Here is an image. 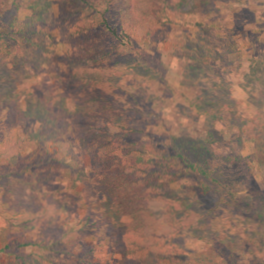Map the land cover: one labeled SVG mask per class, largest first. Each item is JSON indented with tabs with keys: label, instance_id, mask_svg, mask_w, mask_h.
Segmentation results:
<instances>
[{
	"label": "rangeland",
	"instance_id": "1",
	"mask_svg": "<svg viewBox=\"0 0 264 264\" xmlns=\"http://www.w3.org/2000/svg\"><path fill=\"white\" fill-rule=\"evenodd\" d=\"M61 1L0 0V16L9 12L0 34L11 38L9 44L0 41V68L7 66L9 76L1 80L10 81L18 105L0 108V264L61 260L79 264L88 256L90 264H124L122 250L128 248H123L122 240L135 242V236L131 231L122 239L106 235L105 222L111 215L103 211L99 185L104 180L99 173H109L112 182L124 181L121 195L132 201L136 212L117 211L122 215L120 225L133 218L141 222L132 257L143 263L161 258V264H210L204 255L206 244L190 236L189 230L177 233L167 219L169 201L201 194L194 177L168 185L164 194L152 193L144 182L146 174L128 166L124 142L133 138H119L111 148L101 146L104 139L85 146L71 129L75 125L65 133L51 134L42 145L34 139L40 126L25 116L26 103L45 101L55 114L60 109L72 112V120L79 110L84 120H88L85 114L97 110L98 133L105 129L123 135L133 124H148L151 136L140 135L151 144L146 148L147 160L165 154L172 137L182 143H190V137L210 140L211 165L227 157L237 159L234 171L225 168L226 178L240 185L242 199H250L255 183L264 190L263 175L253 170L255 162L247 161L253 143L238 140L251 134L247 122L258 111L264 113V0H175L178 7L163 24H157L152 15L154 0H117L119 13L112 21L123 24L121 30L129 35L124 41L113 38L104 26H92L94 13L70 16ZM11 21L15 25L9 32ZM102 51L111 55L99 59ZM90 74L102 79L88 86L78 78L72 82L74 75ZM94 95L110 102L93 105ZM203 96L221 105L201 116L197 104ZM212 112L218 119H212ZM130 172L133 182L121 177ZM14 185L25 191V200L34 196L43 210L39 220L21 225L26 213L12 207ZM203 207L202 221L208 228L225 230L242 242L233 248L238 249L237 258H227L224 264H264V232L246 212L216 208L209 202ZM248 238L256 239L255 244ZM7 246L11 249L4 250Z\"/></svg>",
	"mask_w": 264,
	"mask_h": 264
},
{
	"label": "trees",
	"instance_id": "2",
	"mask_svg": "<svg viewBox=\"0 0 264 264\" xmlns=\"http://www.w3.org/2000/svg\"><path fill=\"white\" fill-rule=\"evenodd\" d=\"M177 4L178 3H176L175 0H154L152 15L154 16L156 23L163 24L164 22L169 21V14L176 10L178 7ZM61 5L64 10L70 13V16L79 14L81 15L86 12L94 13L95 18L93 20L92 26H104L105 29H107L111 33V36L115 39L120 38L123 41L124 38L129 39V35L126 33V31H124V29L121 30V26L123 28V24H115L112 21L113 18H116L117 14L119 13L117 10V0H62ZM31 6H33L32 8H37L34 7L36 5L32 4ZM17 8V5L12 6L13 11L17 10ZM8 13V10H5V12L0 16V25L3 24L4 17ZM14 25L15 22L13 21L9 23V32H11ZM27 28L32 29L31 25H27ZM27 36L28 33L25 37ZM10 39L11 38L9 34H0V41L7 42H4L5 44H9L8 41H10ZM101 53L102 54L99 56V59L111 55V51H102ZM7 69V66H1L0 68V108H4V105L8 104L15 107L18 106L14 104L15 101L13 98L16 95L13 93L14 90L10 87V81L2 82L1 80L2 78H9ZM251 71L255 73V67H252ZM252 77L253 76H250V79ZM75 78L81 80L84 83V86L94 83L97 84V82L102 79L100 75L95 74H90L88 76L74 75L72 82ZM199 99L200 104H197V102L196 104L199 106L198 109L201 110L199 113L201 116L207 115L210 108L216 109L218 108V105H221V102L215 99H213L215 101L214 104L210 103L211 100L209 99V96H203ZM1 101L4 103L1 104ZM90 102L93 105H97L101 102H105V104L109 103L110 100L101 98L99 95H94ZM26 104L25 116L40 126V132L36 135L37 137H34V139H37V141L40 140L39 142H42V145L45 144L46 140L48 141L52 138L51 134L56 136V134L59 135L61 132L65 133L66 129L70 128L72 125L77 126L76 129L75 127H71V129H73L72 131H77L81 143L85 146L95 145L100 139H104L106 143L101 144V146H104V148L106 146L111 148L112 144H114V141H118L119 138H133L132 141L126 140V142H124L126 144V154L129 156L128 166L135 168L132 169L133 172L138 169L140 172L146 174L144 182L146 183V187H148L149 190H152V193L157 192L158 190H161L162 192V190H165L168 185L178 182L183 178L194 177L195 180H197L198 188L202 191L201 194L200 192L195 193L196 198L194 199L183 198V200L175 199L169 201L167 219L177 233L183 232L184 230H189L190 236L198 238L204 242V244H206L208 251H206L204 255L208 263L224 264L227 258H237L236 252L238 249L236 250L233 248L239 247V244L242 242L233 239L225 230H212L205 225L206 222L202 221V218L206 215L204 214L205 209L203 206L207 202L213 204L216 208L233 207L243 210L246 212L247 216L250 217L252 222L258 224L260 227L259 232H264V190L258 186V183H255V187L251 186V188H254V195H252L250 199H242L238 195V192L242 190L239 187L240 185L238 186L232 177L229 176L230 178H226L227 171L225 169L230 168L234 171V166H236L235 162L238 160L227 157L225 160H223V163L213 167L211 165L212 163L209 161V154L212 155V150L210 148L211 146L208 145L211 143L210 140L206 142L204 139H201V137L196 139H192L190 137V140H192L190 143H182L178 138L172 137L171 141L168 143L169 147L166 148L165 154L159 153L155 159L151 158L147 160L145 158L146 148L148 145L151 146V144L147 141H143L140 135L146 134L147 136H151L147 132V128L149 127L148 124H146V126L143 125L142 127L144 128L133 124L131 125V129H129L128 132L123 135H112L108 130L105 129L102 133H98V130L94 125L96 119L99 116L97 110L92 114H85L86 117L84 116V118L88 120L83 119V113L79 110L75 114L76 120H72L69 119L73 116L72 112H69L65 109H60V112L55 114L52 111V108H50L45 101L33 102L32 100H29ZM212 113V119H218L219 115H217L215 112ZM247 124L251 125V134L248 137H245L244 140L241 138L242 141H238L241 143H253L254 150L247 161H252V163L255 162L257 164L256 169H253L254 167L251 168L253 170L259 171L261 175H263L262 179L264 180V113L262 111H258L250 119V121L247 122ZM238 130L241 133L240 136L243 137L244 135L242 133V128H238ZM45 134H47L49 138L46 139L41 137ZM121 142L123 141L121 140ZM117 159L118 157H114V160ZM247 161L246 166L249 167L250 163ZM133 172L128 174L121 173V177L125 178L129 182H133ZM76 174L78 177L77 179L82 177L79 171L76 172ZM99 175H101L104 180L99 185L101 190L100 192L104 196L103 200H105L103 211L106 210L111 215V217L107 218V221L105 222L108 231L106 235L114 236L115 234V236L122 239V237L125 236L128 231H131L130 233L135 236V240L137 241V234L139 232V228L141 227V222L139 223V221L133 218L132 221L127 225H120L121 221L118 218L119 216H122L121 214L133 215L136 212L131 205L132 201L123 199V196L121 195L122 188L125 186L123 183L124 181H121V183L112 182L111 178H109V173H99ZM13 188L15 190L16 199L12 207L15 208L18 213H26V217L21 225L28 222L33 223L34 220H39L42 216L43 210L41 207L36 205L37 203L34 199V196L25 200V191L21 190L17 185H14ZM162 194L164 193L162 192ZM155 196L160 195L156 194ZM117 211L121 214H119ZM24 221L26 223H24ZM197 225H199V227ZM210 233H214V236L211 237ZM255 240L256 239L248 238L246 241L255 244ZM117 241L120 245L119 240ZM122 241L123 242L121 245L123 248L124 246L128 248V251H125V248L123 250L121 249L126 259L124 264H161V258L156 259L154 263H143L141 260L132 257L131 255L136 254L137 250L133 248H135L138 244L135 243L136 241L131 242L127 239H123ZM60 242L63 241L61 240ZM57 244H59V242ZM22 246L26 247L30 245L23 244ZM244 246L247 247L249 245L245 243ZM7 249H11V247L7 246L4 250ZM41 249L45 250L46 246L41 247ZM248 250L250 251V249ZM88 257L87 260L83 258L80 259L79 264H90ZM65 263L62 260L57 261V263L55 261L49 262V264ZM234 263L235 261H233V264Z\"/></svg>",
	"mask_w": 264,
	"mask_h": 264
}]
</instances>
